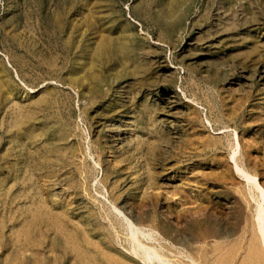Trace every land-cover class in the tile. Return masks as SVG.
<instances>
[{
	"label": "rangeland",
	"instance_id": "obj_1",
	"mask_svg": "<svg viewBox=\"0 0 264 264\" xmlns=\"http://www.w3.org/2000/svg\"><path fill=\"white\" fill-rule=\"evenodd\" d=\"M252 177L264 188V0H0V264H143L114 208L145 205L152 238L186 253L159 208L236 201L225 251L243 264Z\"/></svg>",
	"mask_w": 264,
	"mask_h": 264
},
{
	"label": "bare ground",
	"instance_id": "obj_2",
	"mask_svg": "<svg viewBox=\"0 0 264 264\" xmlns=\"http://www.w3.org/2000/svg\"><path fill=\"white\" fill-rule=\"evenodd\" d=\"M103 55H107L106 47L98 49L96 57L100 59ZM85 72L89 74L91 68ZM90 78L93 81L96 80L94 76ZM100 85V82L97 81L96 86L91 91L95 96L99 94ZM95 122L99 124L97 121ZM173 126L177 127L178 124L174 123ZM107 131L109 134L104 141L108 143V141L112 142L111 140L115 141L117 134L122 130L119 125L115 124ZM35 153L37 152L30 151L28 153L27 159L31 160L32 164L27 167V171H39L37 169L38 164L45 167L43 159L37 158ZM55 163H58V160ZM235 167L239 173L243 172L236 163ZM247 183L250 194L254 192V188H259L257 194L260 201L257 202V210L252 220L254 238L248 248L249 258L243 264H264V188L258 185L255 177L251 178V182L247 180ZM235 204L237 205L239 214H237L238 216L236 215L237 217L229 214L225 218L218 217L215 212L210 210L209 206H206V208L194 211L193 209H184L185 212H183L186 215L180 216L182 218L174 222L169 220L170 216L162 207L159 208L161 216L170 223L160 229L165 241L171 242L175 246L180 245V247L186 250V253L173 249L166 243L152 238L158 229L150 224L148 205L142 206L133 212L131 210L127 212L118 210L116 207L114 209L117 210L118 215L124 218V221L120 222V228L122 229V233L127 237L126 243L128 247L125 248L126 254L143 264H234V254L238 252V245L236 247L233 246L228 251H225V248L230 246L231 243L235 245L237 240L231 238L237 235L239 228L246 222V214L241 210V203L236 201ZM222 224H229L230 227H222ZM114 226L113 229L116 228ZM62 231L59 225L58 232ZM246 233L247 230L243 228L241 232L242 237ZM199 244L209 246L210 250L201 248L203 247L201 246L198 248L201 252L200 257L196 259L194 257V250L196 249L195 246Z\"/></svg>",
	"mask_w": 264,
	"mask_h": 264
}]
</instances>
